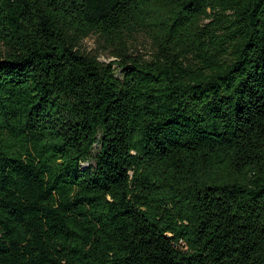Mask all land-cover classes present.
I'll return each mask as SVG.
<instances>
[{"label":"trees","instance_id":"1","mask_svg":"<svg viewBox=\"0 0 264 264\" xmlns=\"http://www.w3.org/2000/svg\"><path fill=\"white\" fill-rule=\"evenodd\" d=\"M0 264H264V0H0Z\"/></svg>","mask_w":264,"mask_h":264},{"label":"rangeland","instance_id":"2","mask_svg":"<svg viewBox=\"0 0 264 264\" xmlns=\"http://www.w3.org/2000/svg\"><path fill=\"white\" fill-rule=\"evenodd\" d=\"M98 44L99 42H97V39L93 36H90L88 38H86L85 40H83L82 42V47L90 52L95 51L96 49H98ZM148 45L145 41L139 39L136 43V45L131 48L130 52L133 56H142L143 58L147 59L148 58ZM100 62L103 63H108L110 61H112L114 58L113 57H108L107 52L104 53H99V57H98ZM113 67L115 68V75L117 78H120V73H119V69H117L115 67V65H113ZM93 164L91 161H89V165ZM86 166V163H83L81 168H84Z\"/></svg>","mask_w":264,"mask_h":264}]
</instances>
